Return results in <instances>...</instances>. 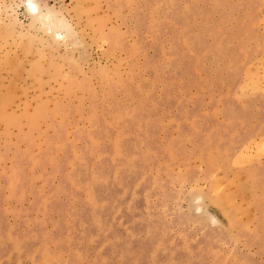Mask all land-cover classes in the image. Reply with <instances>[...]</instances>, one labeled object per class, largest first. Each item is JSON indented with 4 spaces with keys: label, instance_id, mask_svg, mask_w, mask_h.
<instances>
[{
    "label": "rangeland",
    "instance_id": "374dc122",
    "mask_svg": "<svg viewBox=\"0 0 264 264\" xmlns=\"http://www.w3.org/2000/svg\"><path fill=\"white\" fill-rule=\"evenodd\" d=\"M0 0V264H264V0Z\"/></svg>",
    "mask_w": 264,
    "mask_h": 264
},
{
    "label": "bare ground",
    "instance_id": "6f19581e",
    "mask_svg": "<svg viewBox=\"0 0 264 264\" xmlns=\"http://www.w3.org/2000/svg\"><path fill=\"white\" fill-rule=\"evenodd\" d=\"M24 7L30 17L32 18L38 17L39 19H41L38 15L39 10H38V5L35 0H25Z\"/></svg>",
    "mask_w": 264,
    "mask_h": 264
}]
</instances>
